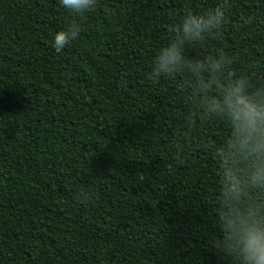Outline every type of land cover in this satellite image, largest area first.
<instances>
[{
	"label": "trees",
	"instance_id": "16d2710c",
	"mask_svg": "<svg viewBox=\"0 0 264 264\" xmlns=\"http://www.w3.org/2000/svg\"><path fill=\"white\" fill-rule=\"evenodd\" d=\"M218 6L223 22L184 54L223 55L255 85L264 0H95L80 17L0 0V264H230L215 215L230 129L192 75L151 76L181 18Z\"/></svg>",
	"mask_w": 264,
	"mask_h": 264
},
{
	"label": "clouds",
	"instance_id": "9594fccd",
	"mask_svg": "<svg viewBox=\"0 0 264 264\" xmlns=\"http://www.w3.org/2000/svg\"><path fill=\"white\" fill-rule=\"evenodd\" d=\"M59 4L80 17L93 10L95 0H59ZM223 19L220 6L203 14L184 15L175 26L174 37L155 51L151 76L180 71L192 75L198 94H204L201 104L205 114L220 117L229 127L228 139L217 149L220 164L215 215L222 235L216 245L230 258V264H264V79L253 85L247 73L230 71L229 59L223 55L192 59L184 54L186 44L212 33ZM80 31L74 23L56 31L52 47L60 52ZM225 72L227 78L218 79ZM205 73L206 80H201ZM213 86L217 94L207 95ZM78 198L87 201L91 194L80 193Z\"/></svg>",
	"mask_w": 264,
	"mask_h": 264
}]
</instances>
